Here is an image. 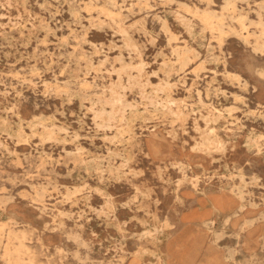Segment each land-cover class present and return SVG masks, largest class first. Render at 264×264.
<instances>
[{
  "label": "rangeland",
  "instance_id": "rangeland-1",
  "mask_svg": "<svg viewBox=\"0 0 264 264\" xmlns=\"http://www.w3.org/2000/svg\"><path fill=\"white\" fill-rule=\"evenodd\" d=\"M262 35L264 0H0V264H264Z\"/></svg>",
  "mask_w": 264,
  "mask_h": 264
},
{
  "label": "bare ground",
  "instance_id": "bare-ground-1",
  "mask_svg": "<svg viewBox=\"0 0 264 264\" xmlns=\"http://www.w3.org/2000/svg\"><path fill=\"white\" fill-rule=\"evenodd\" d=\"M262 5V4H261ZM260 5V6H261ZM263 7V6H262ZM103 10V9H102ZM206 12V11H205ZM234 12H236V10L234 11ZM198 13V12H197ZM196 13V14H197ZM74 14V13H73ZM199 14V13H198ZM108 15V14H107ZM236 16V15H235ZM241 16V15H240ZM240 18V17H239ZM243 18V17H242ZM245 19V18H244ZM203 20H204V22L207 24V25H213L214 23H216V22H214L213 21V15H211V14H209V13H206V14H204L203 15ZM241 22V21H240ZM244 23H245V21H244ZM243 23V24H244ZM243 24H242V26H243ZM258 24V23H257ZM261 24V23H260ZM247 25V24H246ZM248 26V25H247ZM218 27H220V26H218ZM262 27V26H261ZM215 28V27H214ZM242 28H244V27H242ZM217 29H221V28H217ZM216 29V30H217ZM262 29V28H261ZM222 30V29H221ZM220 30V31H221ZM233 29H231V31H232ZM242 30V29H241ZM218 31V30H217ZM231 31H230V33H231ZM238 31V30H237ZM247 31V30H246ZM225 33H227V31H225ZM233 33L235 34V31H233ZM261 33H262V31H261ZM221 34H222V31H221ZM229 34V33H228ZM240 34V33H239ZM254 35V34H253ZM255 35H257V34H255ZM227 36V35H226ZM229 36V35H228ZM227 36V37H228ZM242 36H243V34H242ZM262 36H264V35H262ZM239 37H241V36H239ZM226 38V37H225ZM244 38V37H243ZM260 38V37H259ZM264 38V37H263ZM223 39V38H222ZM227 39V38H226ZM241 39H242V37H241ZM249 40V39H248ZM256 40V39H255ZM259 41V40H258ZM261 41V40H260ZM264 42V41H263ZM257 44V43H256ZM132 45V44H131ZM260 45V44H259ZM259 45H257V46H259ZM255 46V45H254ZM253 46V47H254ZM263 46V45H262ZM220 47V46H219ZM256 47V46H255ZM263 49H264V47H263ZM260 50V49H259ZM262 50V49H261ZM180 51H182L181 49H180ZM184 51V50H183ZM179 52V51H178ZM182 53V52H181ZM180 53V54H181ZM261 53V52H260ZM264 53V52H263ZM263 53H261L262 55H263ZM182 55V54H181ZM183 57H185V55H183ZM106 59V58H105ZM185 59V58H184ZM186 73V72H185ZM262 74V73H261ZM264 74V73H263ZM232 75V74H231ZM229 77V76H228ZM234 78V77H233ZM241 79V78H240ZM244 83V82H243ZM240 85V84H239ZM242 85V84H241ZM168 102V101H167ZM168 106V105H167ZM166 106V107H167ZM259 106H261V105H259ZM170 107V106H169ZM168 107V108H169ZM159 109V108H158ZM161 109V108H160ZM253 111V110H252ZM256 111V110H255ZM254 112V111H253ZM259 113V112H258ZM153 115H155V113L153 114ZM220 115V114H219ZM217 116H218V114H217ZM222 116V115H221ZM220 116V117H221ZM154 117V116H153ZM219 117V118H220ZM263 117V116H262ZM20 132H22V131H20ZM23 133V132H22ZM205 133V132H204ZM23 135V134H22ZM21 135V136H22ZM203 135V134H202ZM252 136V135H251ZM256 136V135H255ZM202 137V136H201ZM204 137V136H203ZM208 138V137H207ZM201 139V138H200ZM199 139V140H200ZM204 139H206L205 137H204ZM202 140V139H201ZM208 140V139H207ZM210 140H211V138H210ZM132 141V140H131ZM209 142V141H208ZM207 144V143H206ZM196 145H197V143H196ZM201 145V144H200ZM203 146V145H202ZM204 146H206V145H204ZM223 146H225V145H223ZM198 149H200V148H198ZM223 149V148H222ZM221 150V149H220ZM225 149H223L222 151H224ZM127 153H128V151H127ZM130 154V153H129ZM129 159V158H128ZM127 159V160H128ZM129 161V160H128ZM131 161V160H130ZM128 163V162H127ZM238 170V169H237ZM243 172V171H242ZM242 178V177H241ZM257 181V180H256ZM197 183V182H196ZM195 185V184H194ZM42 190H45V189H42ZM242 192V191H241ZM144 194V193H143ZM142 194V195H143ZM243 194V193H242ZM149 195V194H148ZM244 195V194H243ZM144 197H146V196H144ZM244 198V197H243ZM217 209V208H216ZM2 224V223H1ZM10 229V228H9ZM12 229V228H11ZM1 230H3V229H1ZM23 230H21V232H22ZM147 231V230H146ZM9 232V231H8ZM19 232V231H18ZM26 233V232H25ZM15 235V237L17 236L18 237V234H16V232L12 229V230H10V232H9V237H10V235ZM13 235V236H14ZM23 235H24V237H25V234L23 233ZM158 235V234H157ZM14 237V238H15ZM17 237H16V239H17ZM22 237V236H21ZM11 238V237H10ZM9 239V238H8ZM15 239V240H16ZM19 239V238H18ZM24 239V238H23ZM13 240V239H12ZM26 240V239H25ZM20 240H18V242H19ZM21 241H23V240H21ZM19 244V243H18ZM11 250V249H10ZM26 250H28V248H27V245L25 244V243H23V242H20V244L18 245V247L16 248H14V251H16L17 253L16 254H18V257H17V259L16 260H14L15 262H21V260H23L22 259V257L20 256L22 253H24ZM30 250H31V248H30ZM10 252V251H9ZM13 252V251H12ZM22 252V253H21ZM14 253V252H13ZM25 253H27V252H25ZM153 254V253H152ZM7 255V254H6ZM9 255H10V257H12V253H9ZM160 256V255H159ZM9 256L7 257V258H10ZM6 258V257H5ZM9 261V260H8ZM13 263V262H12ZM16 264V263H15Z\"/></svg>",
  "mask_w": 264,
  "mask_h": 264
}]
</instances>
